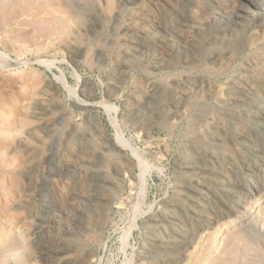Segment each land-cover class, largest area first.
<instances>
[{
	"label": "rangeland",
	"instance_id": "1",
	"mask_svg": "<svg viewBox=\"0 0 264 264\" xmlns=\"http://www.w3.org/2000/svg\"><path fill=\"white\" fill-rule=\"evenodd\" d=\"M262 59L264 0H0V264H264Z\"/></svg>",
	"mask_w": 264,
	"mask_h": 264
},
{
	"label": "bare ground",
	"instance_id": "2",
	"mask_svg": "<svg viewBox=\"0 0 264 264\" xmlns=\"http://www.w3.org/2000/svg\"><path fill=\"white\" fill-rule=\"evenodd\" d=\"M242 3H243V2H242ZM243 4H244V3H243ZM237 5H238V4H237ZM235 6H236V5H235ZM244 7H245V6H244ZM246 8H247V6H246ZM258 8H259V7H258ZM235 9H236V8H235ZM239 9H240V8H239ZM245 10H246V9H245ZM247 10H248V9H247ZM250 10H251V9H250ZM218 11H221V10H218ZM248 11H249V10H248ZM224 12H227V11H224ZM249 12H250V11H249ZM209 14H210V13H209ZM212 14H213V13H212ZM238 14H239V13H238ZM252 14H253V13H252ZM180 15H181V14H180ZM207 15H208V14H207ZM222 15H223V14H222ZM235 15H236V14H235ZM249 15H250V14H249ZM239 16H241V14H240ZM243 16H244V15H243ZM208 17H209V16H208ZM194 18H195V17H194ZM202 18H203V17H202ZM205 18H207V16H206ZM231 18H232V17H231ZM243 18H244V17H243ZM246 18H247V17H246ZM250 18H251V17H250ZM199 19H200V18H199ZM209 19H210V18H209ZM238 19H239V18H238ZM244 19H245V18H244ZM193 20H195V22L197 21L196 18L193 19ZM202 20H203V19H202ZM246 20H247V19H246ZM248 20H249V19H248ZM244 21H245V20H244ZM249 21H250V20H249ZM208 23H209V22H208ZM261 23H262V22H261ZM195 24H196V23H195ZM197 24H198V23H197ZM197 24H196V25H197ZM242 24H243V23H242ZM200 26H201V25H200ZM200 26H199V27H200ZM239 26H240V25H239ZM241 27H242V26H241ZM243 27L245 28V26H243ZM231 29H232V28H231ZM228 31H230V30H228ZM169 32H172V31H169ZM222 32H223V31H222ZM231 32H232V31H231ZM164 33H165V32H164ZM185 33H186V32H185ZM232 33L234 34V32H232ZM235 33H236V31H235ZM259 34H260V33H259ZM216 35H217V34H216ZM184 36H185V35L183 34L182 37H184ZM227 36H228V35H227ZM236 36H237V35H236ZM241 36H243V34H242ZM180 37H181V36H180ZM216 37H217V36H216ZM201 38H202V37H201ZM204 38H205V37H204ZM223 38H225V40H226V37H223ZM237 38H238V37H237ZM243 38H244V36H243ZM184 39H187V38H184ZM184 39H183V40H184ZM197 40H198V39H197ZM201 40H202V39H201ZM210 40H211V39H210ZM217 40H218V39H217ZM235 40H236V39H235ZM186 41H187V40H186ZM198 41H199V40H198ZM202 41H205V40H202ZM199 42H200V41H199ZM221 42H223V41H221ZM211 43H212V42H211ZM211 43H210V44H211ZM213 43H214V42H213ZM237 43H238V42H237ZM202 44H203V43H202ZM206 44H207V43H206ZM234 44H235V43H234ZM239 44H240V43H239ZM239 44H238V45H239ZM204 45H205V44H204ZM208 45H209V43H208ZM227 46H228V45H227ZM236 46H237V45H236ZM236 46H235V47H236ZM240 46H241V45H240ZM235 47H234V48H235ZM201 48H202V47H201ZM212 48H214V47H212ZM215 48H216V47H215ZM223 48H225V46H224ZM226 48H229V47H226ZM238 48L240 49V47H238ZM204 49H205V48H204ZM204 49H203V50H204ZM208 49H209V48H208ZM210 49H211V48H210ZM216 49H217V48H216ZM229 49H230V48H229ZM229 49H227V50H229ZM197 50H198V49H197ZM206 50H207V49H206ZM217 50H218V49H217ZM223 50H225V49H223ZM223 50H222V51H223ZM210 51H211V50H210ZM218 51H220V50H218ZM218 51H217V52H218ZM237 51H238V50H237ZM237 51H236V53H237ZM240 51H241V50H240ZM199 52H200V51H199ZM203 52H204V51H203ZM212 52H213V51H212ZM214 52H215V51H214ZM230 52H231V51H230ZM215 53H216V52H215ZM241 53H242V52H241ZM251 53H252V52H251ZM192 54H193V53H192ZM205 54H206V53H205ZM208 54H209V53H208ZM211 54H212V53H211ZM219 54H220V53H219ZM219 54H218V55H219ZM198 55H203V53H202V54H201V53H200V54L198 53ZM213 55H214V54H213ZM222 55H223V54H221V57H222ZM251 55H252V54H251ZM260 55H261V54H260ZM205 56H206V55H205ZM214 56H217V55H214ZM219 56H220V55H219ZM226 56H227V55H226ZM231 56H232V55H231ZM249 56H250V55H249ZM208 57H209V56H208ZM211 57H212V56H211ZM211 57H210V59H211ZM223 57H224V56H223ZM260 57H262V55H261ZM190 58H193V59H194L193 56H192V57L190 56ZM201 58H204V57L202 56ZM201 58H200V59H201ZM224 58H227V57H224ZM224 58H223V59H224ZM234 58H235V57H234ZM262 58H263V57H262ZM223 59H221V60H223ZM245 59H247V58H245ZM219 60H220V59H219ZM219 60H218V62H219ZM232 60H233V59H232ZM203 61H204V60H203ZM203 61H202V62H203ZM262 61H263V59H262ZM178 62H179V61H178ZM213 62H214L213 64H215V61H213ZM255 62H257V61H255ZM255 62H254V63H255ZM263 62H264V61H263ZM197 63H198V61L196 62V64H197ZM203 63H205V62H203ZM225 63H226V62H225ZM247 63L249 64V62H247ZM254 63H253V64H254ZM260 63H261V60H260ZM193 64H194V63H193ZM199 64H200V63H199ZM213 64H212V65H213ZM219 64H221V63H219ZM244 64H245V63H244ZM256 64H257V63H256ZM177 65H178V64H177ZM203 65H204V64H203ZM191 66H192V65H191ZM194 66H195V65H194ZM210 66H211V65H210ZM221 66H222V65H221ZM175 67H176V65H175ZM202 67H203V66H202ZM205 67H206V66H205ZM241 67H242V66H241ZM208 68H209V67H208ZM193 69H194V68H193ZM198 69H199V68H198ZM200 69H203V68H200ZM195 70H196V69H195ZM242 70H243V69H242ZM245 70H246V69H245ZM245 70H244V71H245ZM197 71H198V70H196V72H197ZM199 71H200V70H199ZM237 71H239V70H237ZM237 71H236V72H237ZM240 71H241V70H240ZM170 72H171V71H170ZM175 72H176V71H175ZM175 72H174V73H175ZM208 72H209V71H208ZM214 72H215V71H214ZM247 72H248V71H247ZM253 72H254V71H253ZM210 73H211V72H210ZM241 73H242V72H241ZM244 73H245V72H244ZM257 73H258V72H257ZM167 74H169V73H167ZM175 74H177V73H175ZM242 75H243V74H242ZM246 75H247V74H246ZM256 75H257V74H256ZM259 75H261V74H259ZM171 76H172V74H171ZM176 76H177V75H176ZM247 76H248V75H247ZM250 76H251V75H250ZM250 76H249V77H250ZM252 76H253V75H252ZM254 76H255V75H254ZM119 77H120V76H119ZM236 77H237V76H236ZM239 77H240V76H239ZM249 77H248V78H249ZM258 77H259V76H258ZM169 78H170V76H169ZM169 78H168V80H169ZM171 78H172V77H171ZM171 78H170V79H171ZM256 78H257V77H256ZM173 79H174V78H173ZM240 79H241V78H240ZM261 79H262V78H261ZM165 80H167V79H165ZM236 80H237V79H236ZM242 80H243V79H242ZM246 80H247V79H246ZM253 80H254V79H253ZM257 80H258V79H257ZM163 82H164V81H163ZM228 82H229V81H228ZM231 82H232V81H231ZM233 82H234V81H233ZM233 82H232V83H233ZM236 82H237V81H235V83H236ZM240 82H241V81H240ZM240 82H239V83H240ZM244 82H245V81H244ZM246 82H247V81H246ZM168 83H169V82H168ZM239 83H238V84H239ZM165 84H166V82H165ZM230 84H231V83H230ZM175 85H176V84H175ZM221 85H222V84H221ZM232 85H233V84H232ZM162 86H163V85H162ZM234 86H235V84H234ZM238 86H239V85H238ZM238 86H237V87H238ZM168 87H169V86H168ZM163 88H164V87H163ZM168 89H169V88H168ZM237 89H238V88H237ZM238 90H239V89H238ZM240 91H241V90H240ZM239 93H240V92H239ZM190 98H191V97H190ZM193 98H194V97H193ZM194 100H195V99H194ZM194 100H193V102H194ZM252 100H253V99H252ZM195 101H196V100H195ZM198 101H199V100H198ZM190 102H191V101H190ZM195 103H196V102H195ZM190 104H191V103H190ZM229 104H230V103H229ZM193 105H194V104H193ZM233 105H235V103H234ZM194 106H195V105H194ZM203 106H204V105H203ZM205 106H206V105H205ZM205 106H204V107H205ZM200 107H202V106H200ZM209 107H210V106H209ZM209 107H208V109H209ZM228 107H229V106H228ZM210 108H211V107H210ZM198 109H199V108H198ZM232 109H233V108H232ZM189 110H190V109H189ZM201 110H202V109H201ZM209 110H210V109H209ZM235 110H236V108H235ZM195 111L197 112V111H200V110H195ZM210 111H211V110H210ZM232 111H233V110H232ZM187 112H188V111H187ZM201 112H202V114H200V115L197 117V119H196L197 122H200V120H201L202 117H203L202 115H203V112H204V111H201ZM208 112H209V111H208ZM233 112H234V111H233ZM193 113H194V112H193ZM193 113H192V114H193ZM205 113H206V112H205ZM211 113H212V111H211ZM195 115H196V113H195ZM230 115H231V114H230ZM232 115H233V114H232ZM232 115H231V116H232ZM211 116H212V115H211ZM228 116H229V115H228ZM192 117H194V115H193ZM192 117H190L189 119H191ZM213 117H215V116H213ZM233 117H234V116H233ZM235 117H236V116H235ZM238 117H239V115H238ZM204 119H205V117L203 118V120H204ZM206 119H207V118H206ZM208 119H210L209 116H208ZM228 119H229V118H228ZM233 119H234V118H233ZM237 119H239V118H237ZM186 120H187V119H186ZM194 120H195V119H194ZM194 120H193V122H194ZM204 121H207V120H204ZM210 121H211V120H210ZM212 121H214V120H212ZM236 121H239V120H236ZM191 122H192V121H191ZM191 122H190V123H191ZM217 122H218V121H217ZM208 123H209V122H208ZM215 123H216V122H215ZM187 124H188V123H187ZM194 124H196V123L194 122ZM194 124L192 123V126H193V127H194ZM204 124H205V123H204ZM217 124H218V123H217ZM190 125H191V124H190ZM197 125H198V124H197ZM188 126H189V125H188ZM195 126H196V125H195ZM199 126H200V125H199ZM186 127H187V125H186ZM197 127H198V126H197ZM201 127H203V126H201ZM204 127H205V126H204ZM188 128H189V127H188ZM190 128H191V127H190ZM206 128H207V127H206ZM210 128H211V127H210ZM225 128H226V127H225ZM192 129H193V128H192ZM202 129L204 130V128H202ZM202 129H201V131H202ZM217 129H218V128H217ZM187 130H188V129H186V131H187ZM190 130H191V129H190ZM215 130H216V129H215ZM224 130H225V129H224ZM229 130H230V129H229ZM184 131H185V130H184ZM186 131H185V134H186ZM193 131H194V130H193ZM201 131H200V132H201ZM204 131H205V130H204ZM230 131H232V130H230ZM191 132H192V131H191ZM191 132H190V133H191ZM202 132H203V131H202ZM202 132H201L200 134H202ZM214 132H215V131H214ZM225 132H226V131H225ZM98 133H99V132H98ZM100 133H101V132H100ZM190 133H189V134H190ZM196 133H197V132H196ZM198 133H199V132H198ZM205 133H206V131H205ZM207 133H208V132H207ZM185 134H184V135H185ZM191 134L193 135V133H191ZM209 134H210V133H209ZM225 134H226V133H225ZM195 135H196V134H195ZM205 135H206V134H205ZM207 135H208V134H207ZM221 135H222V134H221ZM186 136H187V135H186ZM198 136H201V135H198ZM210 136H211V135H210ZM214 136H217V133H215ZM214 136H213V137H214ZM223 136H225V135H223ZM226 136H227V135H226ZM229 136H230V135H229ZM204 137H205V136H204ZM213 137H212V138H213ZM218 137H219V136H218ZM221 137H222V136H220L219 138H221ZM198 138H199V137H198ZM208 138H209V137H208ZM229 138H232V137H229ZM235 138H236V137H235ZM235 138H234V139H235ZM192 139H193V138H192ZM203 139H204V138H203ZM227 139H228V138H227ZM222 140H223V139H222ZM80 141H82V140H80ZM189 141H190V140H189ZM194 141H195V139H194ZM209 141H210V140H209ZM218 141H219V140H218ZM198 142H200V141H198ZM206 142H207V141H206ZM82 143H83V142H82ZM203 143H204V142H203ZM208 143H209V142H208ZM214 143H215V142H214ZM227 143H228V142H227ZM188 144H191V143H188ZM216 144H217V143H216ZM218 144H219V143H218ZM192 145H193V144H192ZM192 145H191V146H192ZM205 145H206V144H205ZM211 145H213V144H211ZM220 145H221V144H220ZM195 146H196V145H195ZM200 146H201V145H200ZM206 146H207V145H206ZM217 146H218V145H217ZM223 146H224V145H223ZM201 147H202V146H201ZM207 147H208V146H207ZM210 147H211V146H210ZM215 147H216V146H215ZM219 147H220V146H219ZM221 147H222V146H221ZM225 147H227V146H225ZM192 148H194V147H192ZM222 148H223V147H222ZM207 149H208V148H207ZM226 149H227V148H226ZM226 149H225V150H226ZM189 150H190V149H189ZM216 150H217V149H216ZM216 150H215V151H216ZM219 150H220V149H219ZM87 151H88V150H87ZM190 151H191V150H190ZM193 151H194V150H193ZM193 151H192V153H193ZM201 151H202V150H201ZM205 151H207V150H205ZM79 152L81 153V151H79ZM82 152H83V151H82ZM188 152H189V151H188ZM195 152H196V151H195ZM216 152H217V151H216ZM196 153H197V152H196ZM211 153H212V152H211ZM82 154H83V153H82ZM198 154H199V151H198ZM215 154H216V153H215ZM215 154H214V155H215ZM189 155H190V154H189ZM200 155H201V154H200ZM104 156H105V155H104ZM183 156H185V154H184ZM190 156H191V155H190ZM201 156H202V155H201ZM208 156H209V155H208ZM186 157H187V155H186ZM193 157H195V156H193ZM187 158H189V156H188ZM196 158H197V157H196ZM200 158H201V157H200ZM217 158H218V157H217ZM217 158H215V159H217ZM83 159H84V158H83ZM185 159H186V158H185ZM202 159H203V158H202ZM187 160H188V159H187ZM206 160H207V159H206ZM106 161H107V160H106ZM183 161H184V159H183ZM188 162H189V161H188ZM186 165H187V164H186ZM190 166H191V165H190ZM192 167H193V166H191V168H192ZM189 168H190V167H189ZM183 171H184V170H183ZM185 171H186V170H185ZM183 173H184V172H183ZM187 174H188V173H187ZM184 175H185V174H184ZM189 176H190V175H189ZM79 183H80V182H79ZM75 185H76V183H75ZM75 185H74V186H75ZM80 185H81V184H80ZM81 186H82V185H81ZM76 189H77V188H76ZM102 192H103V191H102ZM87 193H89V192H87ZM106 194H107V192H106ZM106 194H105V195H106ZM90 196H91V195H90ZM105 199H106V198H105ZM170 203H171V202H170ZM173 205H175V204L173 203ZM176 205H177V204H176ZM176 205H175V206H176ZM167 206H169V205H167ZM171 206H172V204H171ZM96 208H97V207H96ZM167 208H169V207H167ZM172 208H174V207H172ZM176 208H177V207H176ZM169 209H170V208H169ZM170 210H171V209H170ZM170 210H169V211H170ZM172 210H173V209H172ZM172 210H171V211H172ZM165 211H166V209H165ZM167 211H168V210H167ZM174 213H175V210H174ZM104 215H105V214H104ZM243 217H244V216H243ZM245 221H246V220H245ZM158 222H159V221H158ZM153 224H154V223H153ZM155 224H156V223H155ZM158 224H159V223H158ZM90 225H91V224H90ZM90 225H89V226H90ZM151 225H152V224H151ZM163 225H164V224H163ZM154 228H155V227H154ZM154 232H155V231H154ZM157 232H158V231H157ZM155 235H156V234H155ZM156 236H157V235H156ZM169 238H170V236H169ZM169 238H168V240H169ZM160 239H161V238H160ZM172 239H173V238H172ZM183 239H184V238H183ZM154 240H156V238H155ZM158 240H159V238H158ZM161 240H162V239H161ZM161 240H160V241H161ZM168 240H166V242H167ZM170 240H171V239H170ZM170 240H169V241H170ZM179 240H180V239H179ZM179 240H178V241H179ZM164 241H165V240H164ZM164 241H163V242H164ZM156 242H158V241H156ZM174 242H175V240H174ZM153 243H154V242H153ZM161 243H162V242H161ZM171 243H172V242H171ZM151 244H152V243H151ZM180 244H181V243H180ZM180 244H179V245H180ZM162 245H164V244H162ZM165 245H166V243H165ZM165 245H164V247H165ZM167 245L170 246L169 243H167ZM174 245H175V244H174ZM151 246H152V245H151ZM154 246H156V245L154 244ZM154 246H152V247H154ZM168 246H167V247H168ZM175 246H178V245H175ZM175 246H174V248H175ZM186 246H187V245H186ZM152 247H151V248H152ZM160 247H161V246H160ZM160 247H159V248H160ZM164 247H163V248H164ZM167 247H166V249H167ZM170 247H171V246H170ZM170 247H169V248H170ZM161 248H162V247H161ZM171 248H172V247H171ZM149 249H150V248H149ZM156 249H157V251H158V248H157V247H156ZM164 249H165V248H164ZM179 249H180V248H179ZM147 250H148V249H147ZM153 250H154L153 252H155V248H154ZM162 250H163V249H162ZM149 251H150V250H148V252H149ZM167 251H169V250H167ZM167 251H166V252H167ZM142 252H143V251H142ZM151 252H152V250H151ZM177 252H178V251H177ZM182 252H183V251H182ZM185 252H186V251H185ZM145 254H146V253H145ZM151 254H152V253H151ZM153 254H154V253H153ZM156 254H157V253H156ZM161 254H162V253H161ZM171 254H172V253H171ZM182 254H183V253H182ZM85 255H86V254H85ZM174 255H177V253L174 254ZM179 255H180V253H179ZM148 256H149V255H148ZM150 256H152V255H150ZM156 256H157V255H156ZM156 256H155V258H156ZM152 258H154V257H152ZM155 258H154V259H155ZM154 259H152V260L154 261ZM83 260H84V259H83ZM83 262H84V261H83ZM166 262H167V261H166ZM82 264H83V263H82ZM85 264H86V263H85Z\"/></svg>",
	"mask_w": 264,
	"mask_h": 264
}]
</instances>
